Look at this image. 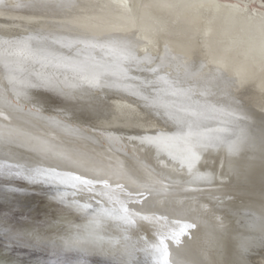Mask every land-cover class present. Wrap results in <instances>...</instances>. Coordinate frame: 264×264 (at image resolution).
I'll list each match as a JSON object with an SVG mask.
<instances>
[{
  "label": "bare ground",
  "instance_id": "1",
  "mask_svg": "<svg viewBox=\"0 0 264 264\" xmlns=\"http://www.w3.org/2000/svg\"><path fill=\"white\" fill-rule=\"evenodd\" d=\"M135 2L0 0V264H264V11Z\"/></svg>",
  "mask_w": 264,
  "mask_h": 264
},
{
  "label": "rangeland",
  "instance_id": "2",
  "mask_svg": "<svg viewBox=\"0 0 264 264\" xmlns=\"http://www.w3.org/2000/svg\"><path fill=\"white\" fill-rule=\"evenodd\" d=\"M128 1V6L130 7V9L136 13V8H137V4L135 2V0H127ZM222 3H231V4H235V5H247V8L250 7L251 10L255 11L257 9H260L262 11H264V0H218ZM15 27V26H14ZM18 28H23V27H16Z\"/></svg>",
  "mask_w": 264,
  "mask_h": 264
},
{
  "label": "snow or ice",
  "instance_id": "3",
  "mask_svg": "<svg viewBox=\"0 0 264 264\" xmlns=\"http://www.w3.org/2000/svg\"><path fill=\"white\" fill-rule=\"evenodd\" d=\"M194 155V154H193ZM77 180H80L81 178L79 176L76 177ZM81 183L83 184H88L89 181H87L86 179L85 180H82ZM186 227H193V225H186ZM177 239H178V236H177Z\"/></svg>",
  "mask_w": 264,
  "mask_h": 264
}]
</instances>
